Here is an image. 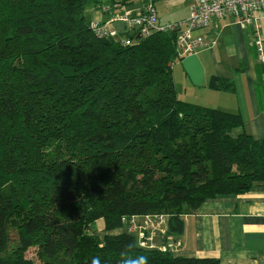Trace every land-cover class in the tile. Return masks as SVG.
I'll return each instance as SVG.
<instances>
[{
  "label": "trees",
  "instance_id": "trees-1",
  "mask_svg": "<svg viewBox=\"0 0 264 264\" xmlns=\"http://www.w3.org/2000/svg\"><path fill=\"white\" fill-rule=\"evenodd\" d=\"M103 2L0 0V264H37L31 249L40 264H222L143 249L122 220L166 213L181 235L208 200L264 186V141L178 97L177 30L98 38L86 9Z\"/></svg>",
  "mask_w": 264,
  "mask_h": 264
},
{
  "label": "crops",
  "instance_id": "crops-1",
  "mask_svg": "<svg viewBox=\"0 0 264 264\" xmlns=\"http://www.w3.org/2000/svg\"><path fill=\"white\" fill-rule=\"evenodd\" d=\"M103 1L109 5L113 0ZM153 3L160 26L191 16L192 0H153ZM129 8L139 10L141 1L134 0ZM88 13L89 21L107 18L93 5ZM261 27L264 41L263 14ZM195 36L207 41L215 38L217 44L187 55L173 65L178 97L185 102L239 114L246 133L264 141V65L259 63L253 46V30L229 16L195 32ZM214 77L229 82L233 90L211 89L209 84ZM183 220L182 234L174 236L182 246L174 255L216 258L222 264H264L263 185L244 195L208 200Z\"/></svg>",
  "mask_w": 264,
  "mask_h": 264
},
{
  "label": "built area",
  "instance_id": "built-area-1",
  "mask_svg": "<svg viewBox=\"0 0 264 264\" xmlns=\"http://www.w3.org/2000/svg\"><path fill=\"white\" fill-rule=\"evenodd\" d=\"M99 11L107 18L92 21L95 34L98 38L114 39L125 46L134 45L155 32L177 30L178 58L174 60L173 65L179 59L203 48H213L217 44L215 38L207 41L201 36H195V32L205 30L230 16L253 30V46L257 51L259 63L264 65V41L261 35L264 0H192L191 16L167 26L158 25L159 17L153 0H142L141 8L137 11L119 3L104 5ZM169 220L170 217L166 213H153L132 215L122 221L124 230L136 238L141 248L174 253L180 250L182 245L169 234Z\"/></svg>",
  "mask_w": 264,
  "mask_h": 264
},
{
  "label": "rangeland",
  "instance_id": "rangeland-1",
  "mask_svg": "<svg viewBox=\"0 0 264 264\" xmlns=\"http://www.w3.org/2000/svg\"><path fill=\"white\" fill-rule=\"evenodd\" d=\"M91 7H92L91 4L88 5L86 11L89 12V10H91ZM87 16H88V18L90 19L91 14L88 13ZM169 227H170V226H169ZM92 230H93L94 232L98 233L99 236H104V232H103V222H102V221H99V222H97L96 224H94V225L92 226ZM116 232H119V233H120L121 230L116 231ZM27 257H28L29 259L35 260L37 264H40V262L37 261V259H36L35 249H31V250L28 252Z\"/></svg>",
  "mask_w": 264,
  "mask_h": 264
}]
</instances>
